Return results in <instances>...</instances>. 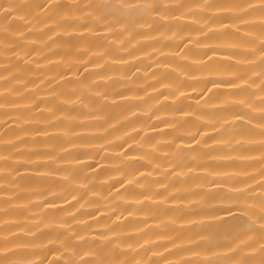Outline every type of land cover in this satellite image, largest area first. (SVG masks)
Here are the masks:
<instances>
[{
  "label": "bare ground",
  "instance_id": "6f19581e",
  "mask_svg": "<svg viewBox=\"0 0 264 264\" xmlns=\"http://www.w3.org/2000/svg\"><path fill=\"white\" fill-rule=\"evenodd\" d=\"M0 264H264V0H0Z\"/></svg>",
  "mask_w": 264,
  "mask_h": 264
}]
</instances>
